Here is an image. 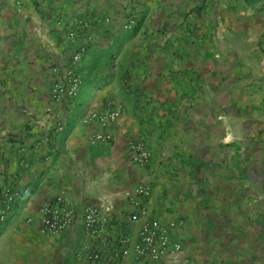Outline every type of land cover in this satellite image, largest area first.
I'll use <instances>...</instances> for the list:
<instances>
[{
    "label": "crops",
    "instance_id": "1",
    "mask_svg": "<svg viewBox=\"0 0 264 264\" xmlns=\"http://www.w3.org/2000/svg\"><path fill=\"white\" fill-rule=\"evenodd\" d=\"M179 1L0 0V189L22 193L0 221L13 264H106L89 248L116 254L119 237L134 245L151 219L175 223L183 243L161 264H264V225H227L229 214L264 212V0H211L199 12ZM163 3L177 13L160 36L150 12ZM131 10L145 11L135 36L124 28ZM70 64L81 92L55 101ZM113 109L114 124L86 121ZM137 141L150 152L143 163ZM57 197L98 206L104 237L82 219L44 235L43 207Z\"/></svg>",
    "mask_w": 264,
    "mask_h": 264
},
{
    "label": "built area",
    "instance_id": "2",
    "mask_svg": "<svg viewBox=\"0 0 264 264\" xmlns=\"http://www.w3.org/2000/svg\"><path fill=\"white\" fill-rule=\"evenodd\" d=\"M79 59L80 53H76L74 60ZM64 75L66 80L57 81L51 90L50 95L55 101H64L67 98L75 97L80 91L81 76L77 75L72 68L67 69ZM120 116L121 110L119 109L104 113L92 112L86 117V121L99 120L102 125L108 126L114 124ZM59 129L62 130L63 126L60 125ZM112 138L111 133L97 135V139L111 140ZM133 149L136 162L143 163L149 159L150 152L141 141L135 142ZM21 195V190L14 187H7L2 192L0 221H6L8 215L15 209ZM43 212L41 231L44 235H59L82 219L89 236L98 240L104 237L108 219L102 215L100 208L96 205L87 204L81 210H77L65 203L61 197H57L45 204ZM131 219L134 222H139L141 216L133 213ZM174 227L175 223L173 222L168 223L161 219L148 220L142 224L139 239L134 245L131 244V237L122 236L118 239L121 249L116 254L111 253L109 256H105L103 248L98 246L96 249L89 248L87 258L95 263L115 264L118 258L128 257L132 254L137 262L161 264L165 259L177 258L178 253L183 251V243L173 234ZM106 257H108L107 261H105Z\"/></svg>",
    "mask_w": 264,
    "mask_h": 264
},
{
    "label": "rangeland",
    "instance_id": "3",
    "mask_svg": "<svg viewBox=\"0 0 264 264\" xmlns=\"http://www.w3.org/2000/svg\"><path fill=\"white\" fill-rule=\"evenodd\" d=\"M162 1H168V2L171 1L170 3L177 2V0H161V2ZM179 2H186V3L187 2H189V3L190 2L191 3L195 2L197 4L196 5L197 6V10L196 11L199 12L200 10H202L206 6V4H208V2H211V0H180ZM167 4L168 3H163V4L160 5L162 7L161 9L152 10L150 12L151 15L155 16L154 17V20L157 21L156 24H155V26H159V29H157L154 26L153 27V28H155L154 31L157 30L156 33H158L160 36H165L168 33V27L166 26V24H167V22H166L167 20L166 19L173 18L174 15L177 13L176 10L172 11V10L167 9V8H169V7H167ZM164 6H166L165 10L163 9ZM144 12H145L144 10L143 11H140V12H137V11L134 12V11L131 10V11L128 12L127 21L124 24V28L129 31V34H132V35L135 36L136 34L139 33V31L141 29V26H142L141 25L142 20L145 17V13ZM151 15H150V17H152ZM126 25H128V26H126ZM170 29H171V27H170ZM79 51L77 53H80V59L79 60H76V61L74 60L75 62H79V61L82 60L81 59L82 58L81 57V53H83L85 51V46L84 45L81 46V48H80ZM100 64H102V63H100ZM70 65H71L70 68H73V65L72 64H70ZM76 74L79 75V76H81L77 72H76ZM64 79L66 80V78H64ZM81 79H82V84H83L84 79H83L82 76H81ZM82 86L83 85H81V88H80V91H79L78 95L81 92ZM78 95H76L75 97L67 98L65 100L75 99L76 97H78ZM257 159H259L258 156H257ZM1 202L2 201L0 200V203ZM236 207L240 210V209H242L241 208L242 205L241 204H239V205L237 204V205H235L233 207V208H235V213H234L235 215H236V212L238 211V209ZM229 215H230V217H231L232 220L229 221V223H227V225L228 226H231V227H240V226H243V224L244 223H247L248 221L249 222H252V220L255 221V224L256 225H258V224H261V225L263 224L264 225V219H263L264 212L262 210L261 211H257L255 213V216L256 217L252 216V214H251L250 215L251 218L248 216L249 214H243V213H241L240 216L237 217V218L236 217H232V214H229ZM6 241L7 240H1L0 239V264H13V260H12L11 255H10L11 254V251L9 250Z\"/></svg>",
    "mask_w": 264,
    "mask_h": 264
},
{
    "label": "trees",
    "instance_id": "4",
    "mask_svg": "<svg viewBox=\"0 0 264 264\" xmlns=\"http://www.w3.org/2000/svg\"><path fill=\"white\" fill-rule=\"evenodd\" d=\"M1 194H2V189H0V196H1Z\"/></svg>",
    "mask_w": 264,
    "mask_h": 264
}]
</instances>
